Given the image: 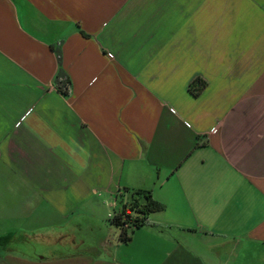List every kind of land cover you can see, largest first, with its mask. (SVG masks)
<instances>
[{"label":"crops","instance_id":"crops-1","mask_svg":"<svg viewBox=\"0 0 264 264\" xmlns=\"http://www.w3.org/2000/svg\"><path fill=\"white\" fill-rule=\"evenodd\" d=\"M0 264H264V0H0Z\"/></svg>","mask_w":264,"mask_h":264},{"label":"trees","instance_id":"trees-1","mask_svg":"<svg viewBox=\"0 0 264 264\" xmlns=\"http://www.w3.org/2000/svg\"><path fill=\"white\" fill-rule=\"evenodd\" d=\"M62 76V75H60ZM67 81L62 78L58 84V90L65 94L67 90ZM205 86L201 79H195L189 85V91L197 96ZM120 192L129 196L126 204L109 217V224L119 230V240L128 242L131 234L149 222V215L161 210L159 205L152 197L150 191L141 189L124 188Z\"/></svg>","mask_w":264,"mask_h":264},{"label":"rangeland","instance_id":"rangeland-1","mask_svg":"<svg viewBox=\"0 0 264 264\" xmlns=\"http://www.w3.org/2000/svg\"><path fill=\"white\" fill-rule=\"evenodd\" d=\"M34 229H36V231L38 232L39 235H43L44 236L45 229H43V228H41L39 226L37 228H34ZM48 239H62V238H61V235L59 233L58 234L56 233V234H53V236L49 237ZM38 251H40L39 248H37L36 252H38Z\"/></svg>","mask_w":264,"mask_h":264},{"label":"built area","instance_id":"built-area-1","mask_svg":"<svg viewBox=\"0 0 264 264\" xmlns=\"http://www.w3.org/2000/svg\"><path fill=\"white\" fill-rule=\"evenodd\" d=\"M213 132H215V131H213Z\"/></svg>","mask_w":264,"mask_h":264}]
</instances>
